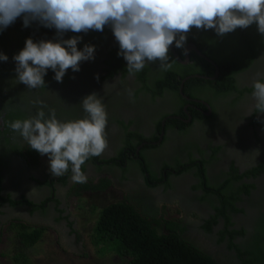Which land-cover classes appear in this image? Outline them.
<instances>
[{
  "label": "trees",
  "instance_id": "16d2710c",
  "mask_svg": "<svg viewBox=\"0 0 264 264\" xmlns=\"http://www.w3.org/2000/svg\"><path fill=\"white\" fill-rule=\"evenodd\" d=\"M73 35H81L83 37L82 42L78 44V48H82L85 43L93 44L96 48H101V45H104V47L109 46L107 55L104 56L102 61L107 66L105 68L102 67V71L106 73L102 79L111 78L118 71L123 74L128 72L123 58L117 56L118 47L111 44L107 45L104 42L113 35L110 28L105 27L103 32L89 31L87 34L69 32L65 35V38H70ZM29 37L34 41L54 39L55 30L46 29L36 23L25 28L22 25V21L18 19L3 33H0V51L9 57L7 62H0V98L6 107L4 123L9 130L8 135L6 134L9 136V138L7 137V143L10 142L11 138L19 135L18 133L12 134L13 131L8 126L11 121L25 119L23 114L32 116L41 107L47 113L54 106L58 118L61 114L64 116V113L67 116L69 114L66 110L59 109L62 108V104L66 103L64 98H74L76 93L74 94L73 92L80 91V89L76 88V85L70 84L73 77L72 73H70L71 69L67 71L62 83L56 82L53 78L54 73L49 70L45 77L46 85L37 89H29L15 80V62L12 57L24 47L25 40ZM188 43H193L198 50L215 63L218 67L217 76L211 79L216 73L215 65L200 57L195 51L191 50L189 52L190 62L187 64L177 61L170 52L169 63H171L172 67L167 71H164L160 66V62L157 61L147 64L141 72L134 74L138 84L134 92H132L134 97L132 99L135 100L137 95L141 94V96L147 95V99L153 101L155 97L165 92L170 94L175 104L176 109L174 108L173 113L176 116L184 117L186 113L183 106L188 103L207 109L200 102V100H205L214 109L213 102L226 100L229 97L232 98V96H234L232 98L233 102H237L238 99L242 101L241 98H243L245 93L252 90L250 87L243 89L237 87L235 75L252 65L259 52L264 55V36L257 32L255 25L245 30L237 29L224 37H219L212 31L205 32L193 28L188 34ZM175 50L183 60L184 56L181 54V50ZM183 80L185 81L182 84ZM12 81L19 89L11 86ZM81 85L84 87L85 83ZM68 86L72 91H67ZM57 90L64 91L67 94H58ZM20 91L26 92L25 94L28 96L32 94V96L36 97L35 100L30 99L25 104L28 109H31L28 110L29 113L22 114L20 107L16 105L14 108L8 106L10 103L17 102V98L12 93ZM10 95L12 99H10ZM183 95L188 96L190 100ZM77 103L74 102V99H68L67 107L71 106L70 108L78 115ZM237 106L240 107V104L238 103ZM187 109L190 111L192 119H199L203 122L211 119L206 117L201 111L194 109V107L189 106ZM119 123H121L120 126H123L124 132L122 143L129 147L116 149L115 154L109 158L98 156L86 161L82 166V170L90 162L94 164L98 175L88 178L87 183L84 184L73 183L69 193L73 192L78 195L80 190L103 191L112 185L115 186L112 178H109L112 172L110 171L111 169L118 170L121 173V178H125L126 174L135 170L132 173H142L147 187H153L163 180V167H169L172 170L166 171L165 176L167 179L164 185L170 188L172 186L170 178L173 170L175 174H179L194 168L196 170L195 174L201 178V181L196 183L194 187L204 188L208 192L207 195L214 193L217 200V204L214 206L215 214L211 215L202 227L206 231L212 232V227L219 221L218 218L223 219L222 228L215 229V232L218 235L216 245L225 246L221 253L226 260L220 262L214 256V253L201 248L197 243L189 240L186 235L188 223L186 221L183 222L181 219L162 220L167 232L159 234L153 227V221L156 224L159 223L156 220L157 214H153L148 210L152 207L147 205V210L145 211L142 208L145 200L137 197L130 198L129 194L122 201L113 202L100 208L95 205L89 206L91 213L97 214L90 235L91 244L94 247L100 250L103 246L102 244H105L109 247L107 249L120 259L126 260L124 264H264V195L256 196L254 199L255 195L252 193V189L256 188L255 184L244 180L247 177L256 176L258 173L264 172V160L248 168L243 173H239V169L231 164L230 172L226 179L221 180L220 177L222 176L219 170V174L211 182L205 176V166L210 163L212 165L213 162H218L220 159V157L216 156L220 147H214L211 149V154H207L204 150H199V154L202 155L200 161H197V158L192 154H189L188 160H176L175 164L163 161L161 164L163 167L159 168L161 172L158 173L155 166L159 164L160 160L153 158V161L146 162L144 156L146 151L157 148L151 142L157 140L156 137L158 136L154 134L146 139L144 134L137 129L128 131V126H125L123 121H119ZM165 123L166 127L172 126L174 123L179 124L177 125L178 128H182L183 125L186 126L182 121L173 118L167 119ZM157 125L159 126L160 122ZM178 130L180 132V129ZM147 140L149 141L144 143ZM138 146L141 147H139V153L137 154ZM22 147L26 146L23 145ZM25 150V156L31 162L38 161V153L36 151L30 150L29 147ZM16 152L20 154L18 153L20 151ZM198 163L202 164V166L200 167ZM103 168L106 169V172ZM221 174L224 175L223 172ZM68 175L69 173L67 177ZM67 177H59L56 182L65 184ZM46 182L45 180L44 183ZM244 197L247 198L243 199ZM204 198L202 197V199ZM2 199L3 197L0 196V200ZM24 202L32 206V201L24 200ZM45 202L47 201L37 203L38 205L36 204L35 207L40 208L44 212L46 210ZM251 202V206L256 207L255 218L252 221L251 230L247 234L243 226L239 228L233 227V221L235 214L244 212L245 206L242 204ZM10 225L13 229L10 257L12 263L33 264L27 249L37 245L43 239L46 228L41 225H27L26 222L20 220L12 222ZM257 229L262 233L260 234ZM2 254L6 255V253Z\"/></svg>",
  "mask_w": 264,
  "mask_h": 264
},
{
  "label": "flooded vegetation",
  "instance_id": "af4514ba",
  "mask_svg": "<svg viewBox=\"0 0 264 264\" xmlns=\"http://www.w3.org/2000/svg\"><path fill=\"white\" fill-rule=\"evenodd\" d=\"M108 40L104 41L107 45L111 44L119 47L113 35ZM189 45L190 43L187 44V47L190 51H195L200 57H203L205 60L215 65V63L207 58L200 50V53H198L196 50L189 47ZM101 46L102 49L96 48L94 61H87L84 64L82 62L79 72H70L73 76L70 84L73 86L76 85V88L80 89V91L73 92L74 94L76 93L74 98H64L66 99V103L61 105L62 108H59L61 110H66L69 114L67 116L65 113L64 116L61 114L59 118L62 120L84 118L87 114L83 111L80 103L82 98L92 92H96L102 97L108 113V123L105 130L108 145L100 157L109 158L115 154L116 149L120 147H129L122 143L124 132L123 126H120L121 123H119V121H123L124 125L128 126V131L137 129L144 134L146 139L154 134L158 136L156 137L157 140L151 142L154 143L157 148L144 153L146 162L153 161V158H158L160 160L159 164L155 166L158 173L161 172L159 168H161L163 161L175 164L176 160H188L189 154L194 155L197 161H200L202 155L199 154V150H204L207 154H211V149L214 147H220L219 152L216 153V156L220 157V159L218 162H213L212 165L210 163L205 166V176L211 182L215 176L219 174V170L221 171V180L226 179V176L230 172L231 164L239 169V173H243L248 168L264 160V156L261 155L262 152H264V114H257L255 108L256 101L252 96L253 89L245 93L243 98H241L242 101L238 99L237 102H233L232 98H234V96H232V98L229 97L226 100L213 102L214 109L211 108L210 104L205 100H200V102H202L207 109L188 103L183 106L186 115L184 117L180 115L176 116V114L173 113L175 104L170 94H166L165 92L155 97L153 101L147 99V95L141 96V94L137 95L135 100L132 99L134 98L132 92H134L138 84L134 74H130L129 72L123 74L121 71H118L114 73L113 77L102 79L103 76L105 77L106 75V73L102 71V67H107L102 61L104 56L107 55L109 46H107L108 48L104 47V45ZM182 61L183 64L190 62L189 55L187 57L184 56ZM97 74L99 75L98 80L95 78ZM217 74L218 69H216L215 76L211 77V79H214ZM261 76H264V55L259 52L252 65L235 75V83L237 87L242 89L252 88L253 81ZM184 81L185 80L182 81V84ZM82 83H85L84 87L81 85ZM67 88L68 92L72 91L69 86ZM56 92L58 94H67L60 90ZM25 93L26 92L23 91L12 93V95L17 98V102L10 103L8 106L14 108L16 105L20 107L22 114L29 113L28 110L31 109H28V106H25V104H27L26 102L30 99L35 100L36 97L32 96V94L28 96ZM22 95L24 98L21 97ZM183 96L190 100L188 96ZM68 99H74L75 103L79 102L77 103L78 115L69 106L67 107ZM238 103L240 107L237 106ZM189 106L201 111L206 117H210V121L203 122L199 119H192V115L187 109ZM5 108L3 100L0 98V171L2 176V181L0 182V196L3 197V199L0 200V237L5 234L2 232L3 229L8 231L10 237H12L13 229L10 224L19 219L12 218L9 221L7 220V223H3V221L6 220L4 216L8 214V211L26 213L30 220L40 218L41 221L45 220L44 218H50L51 215L59 217L60 220L63 218V212H61L60 215H57L56 212L59 213L61 206L63 209H65V206L60 198H58L59 202L57 205L56 194L60 186L68 185L71 187L73 183L70 180V171L68 172V177V173L64 175L67 177L65 184L56 182L59 177L52 176L46 171L39 174L33 172V166L30 165V163L34 164L38 161H32V163L25 156V149L29 147L27 142L17 135L11 138L10 142L7 143L9 130L5 127L4 123ZM53 109L56 110L54 106ZM23 116L25 118L30 117L24 114ZM171 118L182 121L186 126L183 125L182 128H178L177 125L179 124L174 123V125L166 127L165 122L167 119ZM158 122H160L159 126L157 125ZM178 129H180V132ZM12 134L14 135L15 133L13 132ZM148 141L149 140L144 141V143ZM23 145L26 147H22ZM139 147L141 146H138L136 151L137 154L139 153ZM13 150L20 151L18 152L20 154H17V152ZM21 157L25 160V167L21 165L22 162L19 160ZM40 159H42V156L38 154L37 160ZM198 164L200 167L202 166V164ZM95 169L94 164L89 162L85 165L83 171L88 178H91L95 176L89 175V171L93 173L94 171L96 172ZM103 169L106 172V169ZM167 170L171 171L172 169L163 167V180L153 187H147L145 177L142 173H132L135 172V170L126 174L125 178H121V173H119L118 170L111 169L110 171L112 172L109 178H112L116 186L123 187L124 189L128 188L130 190L131 186L136 184L137 188L133 192L136 193L135 197L144 199L145 202L142 208L146 211L147 205L152 207L148 210L153 214L155 213L154 202L158 201L160 198L163 200L162 198L167 197V195L171 198H179L185 210H192L193 215L196 216V219L190 220L187 225L188 230L186 231V235L189 240L195 243L197 242V245L201 248H205L207 251L214 253V256L219 257L220 262L225 261L226 258L223 257L221 253L225 246L216 245L218 235L215 232V229L222 228L221 226L224 223L223 219L218 218L219 221L212 227V232L206 231L202 227L205 221H207L211 215L215 214L214 206L217 204L216 196L214 193L207 195L208 192L202 187H194L196 183L201 181V178L195 174L196 170L194 168H190L179 174H175L173 170V174L170 178L172 186L168 188L164 185L167 179L165 176ZM222 172L224 175L221 174ZM45 180L47 181L46 183L51 185H46V183H44ZM244 180L255 184L256 188L252 189V193L255 195L254 199L256 196L260 197L264 195V172L258 173L256 176L247 177ZM116 186L112 185L110 187ZM157 188L158 190H156ZM80 192L93 193L96 191L80 190L79 193ZM79 195L80 194H78V196ZM129 197L135 198L134 196ZM202 197L205 198L202 199ZM245 198L247 197L243 199ZM24 200L32 201V206L25 204ZM45 200L47 201L44 204L46 210L42 212L40 208H36L35 205ZM60 201L61 205L59 204ZM242 205L245 206V210L240 214H235L233 227L239 228L243 226L248 234L251 230L252 221L255 218L256 207L251 206L252 202ZM61 220L63 221V219ZM27 225L32 224L27 223ZM71 225L70 226L73 228V224ZM4 226H7V228H3ZM57 230H59V228H57ZM67 236L69 237V234ZM73 237L74 238H71L70 241L79 238V236L76 237L75 234ZM44 238L45 237H43L41 241H43ZM5 247H7L5 253L8 255V258H10L11 246L5 245ZM0 264L8 263H2L0 261ZM9 264H13L11 258Z\"/></svg>",
  "mask_w": 264,
  "mask_h": 264
},
{
  "label": "clouds",
  "instance_id": "9594fccd",
  "mask_svg": "<svg viewBox=\"0 0 264 264\" xmlns=\"http://www.w3.org/2000/svg\"><path fill=\"white\" fill-rule=\"evenodd\" d=\"M18 19L25 28L36 23L55 30L54 39L27 38L12 57L15 80L37 89L46 85L49 70L62 83L69 69L79 72L82 62L95 60L96 46L85 43L78 48L83 37L65 38L69 32H103L108 27L119 46L117 56L126 62L130 74L157 61L167 71L172 67V49L189 55L188 34L193 28L224 37L255 25L264 36V0H0V33ZM8 60L0 51V62ZM252 89L257 114H264V76L253 81ZM80 103L87 114L84 118L62 120L54 109L46 113L41 107L34 115L8 125L30 150L47 157L52 176L62 177L70 171L74 184L87 183L82 166L101 156L108 145V113L102 97L92 92Z\"/></svg>",
  "mask_w": 264,
  "mask_h": 264
},
{
  "label": "rangeland",
  "instance_id": "374dc122",
  "mask_svg": "<svg viewBox=\"0 0 264 264\" xmlns=\"http://www.w3.org/2000/svg\"><path fill=\"white\" fill-rule=\"evenodd\" d=\"M11 86L15 89H19L14 81L11 82ZM9 97L12 99L11 95ZM21 97L24 98L23 95ZM261 155L264 156V152H262ZM46 158V156H42V159L38 160L37 163H30V165L33 166V172L36 174L43 171L50 173L48 170V159L46 160ZM19 160L23 163H21V165L25 167V160L22 157L19 158ZM89 175L97 176L98 174L95 171L93 173L89 171ZM136 188V184H133L130 190L128 188L124 189L123 187L116 186L93 193L80 192L78 196L73 192L69 193L70 186L63 185L60 186L56 194V203L59 202L58 198H60L65 206V209L61 206L59 213L56 212L57 215L63 212V218H61L63 221L61 219L59 220V217H54L53 215L41 221L40 218L30 220L26 213L10 210L8 214L4 216L6 220H4L3 223H7V220L9 221L12 218H18L26 223L41 225L46 228L44 240L27 249V253L32 258L33 264H124L126 260L123 258L120 259L112 251L107 249L109 247L105 244H102L103 246L100 250H104L101 251L91 244V228L93 227L97 214L91 213L89 206L95 205L100 208L113 202L122 201L128 194L131 197H135L136 193L133 192ZM156 190H158V188ZM162 199L163 200L160 198L158 201L154 202V212L157 214L156 220L159 223L156 224V222L153 221V227L159 234L167 232L162 224V220L164 219H181L188 224L190 220L196 219L192 210H185L179 198H171L167 195V197ZM59 204L61 205V201ZM71 224H73V228ZM3 228H7V226ZM57 228H59V230H57ZM2 232L5 234L0 237V261L9 264L10 258H8L7 254L3 255L2 253H5L7 248L5 245H12V239L8 231L3 229ZM258 232L260 234L262 233L259 230ZM68 234L69 237L67 236ZM74 234L76 237L79 236V238L70 241L71 238H74ZM217 258L219 259V257Z\"/></svg>",
  "mask_w": 264,
  "mask_h": 264
},
{
  "label": "water",
  "instance_id": "95a60500",
  "mask_svg": "<svg viewBox=\"0 0 264 264\" xmlns=\"http://www.w3.org/2000/svg\"><path fill=\"white\" fill-rule=\"evenodd\" d=\"M189 47L193 48L194 50H196L198 53H200V51L197 49V47L193 44L190 43ZM171 53L173 54V56L181 63H183L182 59L180 58V56L177 54V52L175 51V49L171 50ZM216 69H218V67L216 66Z\"/></svg>",
  "mask_w": 264,
  "mask_h": 264
}]
</instances>
